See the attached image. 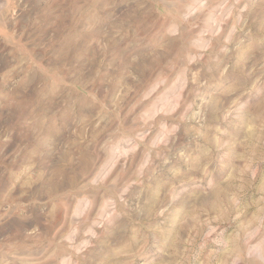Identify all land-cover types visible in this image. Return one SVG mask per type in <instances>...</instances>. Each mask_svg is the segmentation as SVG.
Segmentation results:
<instances>
[{"label": "rangeland", "instance_id": "374dc122", "mask_svg": "<svg viewBox=\"0 0 264 264\" xmlns=\"http://www.w3.org/2000/svg\"><path fill=\"white\" fill-rule=\"evenodd\" d=\"M0 264H264V0H0Z\"/></svg>", "mask_w": 264, "mask_h": 264}]
</instances>
